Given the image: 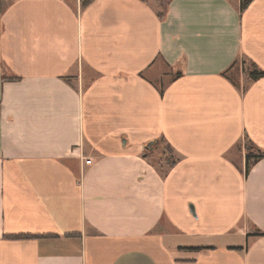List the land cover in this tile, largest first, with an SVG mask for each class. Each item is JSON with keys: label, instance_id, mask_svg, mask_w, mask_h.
I'll return each mask as SVG.
<instances>
[{"label": "crops", "instance_id": "obj_1", "mask_svg": "<svg viewBox=\"0 0 264 264\" xmlns=\"http://www.w3.org/2000/svg\"><path fill=\"white\" fill-rule=\"evenodd\" d=\"M84 1L0 0V264H264V0Z\"/></svg>", "mask_w": 264, "mask_h": 264}, {"label": "trees", "instance_id": "obj_2", "mask_svg": "<svg viewBox=\"0 0 264 264\" xmlns=\"http://www.w3.org/2000/svg\"><path fill=\"white\" fill-rule=\"evenodd\" d=\"M251 1L252 0H241V2H240V10L241 11L244 10ZM87 2H88V0L84 1L83 4L85 5V4H87ZM167 2H168V0L166 1L165 6L163 7V9L160 12H157L158 16L161 19H163L164 16H165ZM180 74H181L180 72H177L176 76H179ZM263 76H264V71L258 70V68L256 66H254L252 72L250 73L251 79L256 80V79H258L260 77H263ZM164 148H165L166 153L168 152L167 153L168 156H166L165 160L168 161V163H170V161L173 163L174 160H173V158L171 156L170 147L169 146H164ZM262 157H264V153H261V152L259 154H256V155L248 154L246 156L245 174H247L249 172L251 164L254 163L256 160L261 159ZM8 237L12 238V239H27V238H32V237H35V236H31V235H16V236H8Z\"/></svg>", "mask_w": 264, "mask_h": 264}, {"label": "rangeland", "instance_id": "obj_3", "mask_svg": "<svg viewBox=\"0 0 264 264\" xmlns=\"http://www.w3.org/2000/svg\"><path fill=\"white\" fill-rule=\"evenodd\" d=\"M148 1H150V3H152V5H155L156 8L158 9V12H160L163 9V7L165 6V3L167 0H160V1L159 0H148ZM237 68H238V66H237ZM234 71H236V70H234ZM157 149H158V153H159L160 149L159 148H157ZM160 154H162V153L160 152ZM156 156H157V153H156Z\"/></svg>", "mask_w": 264, "mask_h": 264}]
</instances>
